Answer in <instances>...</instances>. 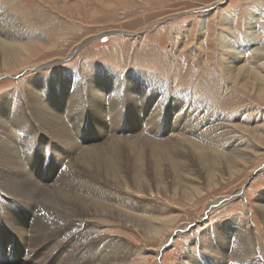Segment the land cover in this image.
I'll return each instance as SVG.
<instances>
[{"label": "rangeland", "instance_id": "rangeland-1", "mask_svg": "<svg viewBox=\"0 0 264 264\" xmlns=\"http://www.w3.org/2000/svg\"><path fill=\"white\" fill-rule=\"evenodd\" d=\"M3 16L12 17L24 32L28 53L22 47L18 62L0 67V97L23 98L26 86L34 87L33 77L43 78L47 91L64 90L58 108L78 143L95 140L96 127L109 132L97 139V148L117 141L118 137H110L116 112L119 140L150 137L149 142L161 144L165 136L172 137L168 127L178 128L182 116L194 108L180 102L177 110L170 100L162 105L164 91L151 96L152 83L146 93L132 90L144 75L170 92L185 90L190 101L196 97L195 115L203 117L199 126L215 119L217 128L245 156L231 178L219 162L222 172L215 186L198 173L200 193L191 200L171 185L169 177L164 190L158 191L148 174L151 185L144 193L136 192L129 174L127 188L96 180L108 192L137 202L135 212L155 222L156 230L124 224L114 215H87L97 240L124 242L122 264H215L204 246L218 250L216 243L225 244L227 232L235 228L249 231L253 262L264 264V216L259 212L264 204V0H0V21ZM98 65L105 72L93 75ZM112 78L110 86L105 81L111 83ZM97 79L102 83L98 90ZM144 99L151 101L150 112L156 114L153 125L144 111ZM135 102L141 127L130 132ZM143 147L147 157L155 152L151 143L139 144ZM183 147L187 161L199 171L190 157L191 148ZM84 179L95 180L92 175Z\"/></svg>", "mask_w": 264, "mask_h": 264}, {"label": "bare ground", "instance_id": "bare-ground-1", "mask_svg": "<svg viewBox=\"0 0 264 264\" xmlns=\"http://www.w3.org/2000/svg\"><path fill=\"white\" fill-rule=\"evenodd\" d=\"M6 18L3 16L0 21V67H6L13 61L18 62L21 59L18 52L20 48L23 47L28 53V46L26 48L23 41L24 32H20L21 29L12 17ZM98 67L92 70L93 75L105 72V69L99 65ZM51 78V81H55L54 76ZM31 80L34 87L31 88L28 84L27 89H24L23 98L14 94L0 97V263L122 264L124 252L121 247H125L124 242L121 239L97 240L92 225L89 226L86 220L87 215H114L113 217L133 227H152L156 230V227H153L155 222L135 212L138 208L137 202L108 192L99 187L96 180L102 179L108 185L127 188L126 175L129 174L136 192L144 193L151 185L148 174L151 175L158 191L164 190L168 183L166 177H169L171 185L178 187L181 193L191 200L200 193L199 174L204 176L209 186H215L222 172L221 161L223 171L230 178L236 176L238 166L241 167V156L244 155L238 149V144H233L227 139V135L222 134V128H217L215 119L213 122L207 121V125L199 126L203 117L201 113L195 115L197 98L194 97L196 100L192 98L190 101L185 90L176 88L170 92L169 87L160 81L155 79L149 82L148 77L144 75L137 78L135 87L131 86L132 81L129 80L132 90H137L140 94L146 93L149 87L152 88V84L154 89L150 92L151 96L158 91L157 95H154L157 97L164 91L162 97L165 100L162 105L170 100L171 106L174 104V108L177 107L178 110L180 102H188L190 109L194 110L190 113L184 112L177 125L178 128L184 125L181 132L176 127H168L172 137L165 136L166 140L156 144L148 141L150 137L119 140L117 135L122 132L115 122L120 120V116L113 106L112 113L116 112L112 116L114 135L111 134L110 137H118V140L97 148V139L102 140L109 135L107 128L100 127L101 132L98 127L94 128L95 140L89 138L78 143L73 137V130L68 128L58 108V100L64 96L65 91H59L57 87L47 91L42 87L44 79L40 77H33ZM111 80V83L107 80L105 82L110 86L114 85L113 78ZM94 81L96 88L98 84H102L98 79ZM147 99L141 102L153 125L156 114L150 112L151 101ZM137 107L135 102L130 112V132H134L139 125L141 127ZM159 108L160 104L156 112ZM71 117L73 115L70 114ZM160 118L158 113L157 119ZM205 133L211 134L207 136ZM122 141L123 143H120ZM142 142L155 145V152L147 157L146 148H139ZM184 145L191 148L190 157L199 164L196 165L199 171L187 161L189 155ZM43 166L46 167L44 171ZM89 175L95 178L91 179L90 183L84 179ZM259 212L264 216V204L260 205ZM144 213L145 210L142 214ZM236 230L235 228L226 231L230 237L226 239L225 244L216 243L218 252L213 251L210 245L204 246L208 248L206 253L216 260L215 264H254L251 257L254 244L252 245L249 231ZM203 253L202 257L205 254Z\"/></svg>", "mask_w": 264, "mask_h": 264}]
</instances>
